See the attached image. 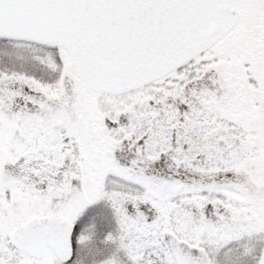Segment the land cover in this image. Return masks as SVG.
I'll return each instance as SVG.
<instances>
[{
	"label": "snow or ice",
	"instance_id": "snow-or-ice-1",
	"mask_svg": "<svg viewBox=\"0 0 264 264\" xmlns=\"http://www.w3.org/2000/svg\"><path fill=\"white\" fill-rule=\"evenodd\" d=\"M0 264H264V0H0Z\"/></svg>",
	"mask_w": 264,
	"mask_h": 264
}]
</instances>
